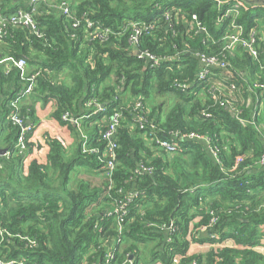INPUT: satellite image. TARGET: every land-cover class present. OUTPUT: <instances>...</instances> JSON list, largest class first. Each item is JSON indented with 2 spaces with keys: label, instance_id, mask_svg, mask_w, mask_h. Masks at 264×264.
<instances>
[{
  "label": "trees",
  "instance_id": "1",
  "mask_svg": "<svg viewBox=\"0 0 264 264\" xmlns=\"http://www.w3.org/2000/svg\"><path fill=\"white\" fill-rule=\"evenodd\" d=\"M60 1L69 2L77 17L86 13L114 34L106 42L86 40L83 26L73 28L55 8L41 6L35 16L41 36L26 28H9L0 41L2 56L24 59L29 72L41 70L32 95L52 102L50 118L74 138L68 150L60 135L48 136L42 144L47 147L44 161L33 156L37 147L31 141L28 151L19 153L15 148L19 127L8 116L10 102L27 81L20 78L18 69L5 71L0 65V148L6 150L0 155V229L6 231L0 256L25 258L27 264H147L156 260L170 264L177 253L182 256L180 264H264V257L253 249L259 244V226L264 224V166L259 163L264 152V88H252L256 80L264 83V70L247 49L226 53L243 90L233 102L234 113L220 105L219 91L211 90L208 83L193 82L197 70L193 53L218 54L221 47L225 23L215 25V4L211 0H55ZM247 1L259 4L242 10L237 20L245 31L255 29L258 60L263 61L264 0ZM1 3L4 13L22 5L21 0ZM166 8L179 9L188 19L196 14L216 43L203 32L188 33L180 17H174L172 28H166L161 15ZM137 20L155 24L140 36V50L159 57L178 53L179 60L147 67L144 58L129 48L128 31L121 32L123 23ZM174 80L189 82V91L176 89ZM158 94L179 98L163 117L155 101ZM92 98L103 109L83 118L80 132L97 153H84L80 132L61 117L65 112L76 117L88 114L91 109L84 103ZM137 98L142 105L141 122L134 118ZM258 99L263 101L260 108ZM116 110L120 112L115 129L117 164L107 189L106 180L95 186L75 175L102 174L105 142L99 130L105 125L102 118ZM21 114L31 121L30 110L22 107ZM190 132L207 142L185 137ZM156 138L172 141L176 150L162 152L164 157L155 155ZM208 146L217 149V160ZM138 161L152 164L153 172L133 176L130 170ZM128 190L145 196L138 195L129 204L118 232L115 217L102 211L110 210L112 201ZM209 210L216 216L209 231L219 238L207 240L232 238L247 247L186 256L190 223L198 215V223L207 225ZM171 219L177 230L168 241L162 225ZM18 236L32 238L36 245L29 247ZM109 251L114 256L107 262ZM146 252L149 257L139 256Z\"/></svg>",
  "mask_w": 264,
  "mask_h": 264
},
{
  "label": "built area",
  "instance_id": "2",
  "mask_svg": "<svg viewBox=\"0 0 264 264\" xmlns=\"http://www.w3.org/2000/svg\"><path fill=\"white\" fill-rule=\"evenodd\" d=\"M22 5L18 6L15 11L4 13L2 3L0 0V41H2L5 33L9 28H26L33 35L39 37L42 35L40 29L37 26V21L35 16L41 12L40 7L45 6L48 8H55L61 15L66 17L73 28H80L83 26L86 32V40H99L100 42H106L109 40V36L113 35L114 32L110 27L101 26L99 22L89 18L86 13H82L80 17L72 11V7L69 2L60 1L55 2V0H21ZM217 9L218 16L215 18V25L222 27L225 23L223 33L220 37L221 47L218 54L207 53L205 51H196L193 56L197 62V70L195 72L193 82L195 84L208 83L211 90L219 91L221 95L220 105L224 108L232 109L233 112V102L240 98V93L243 94V90L237 85V80L234 78V71L231 70L230 64L226 59V53H232L237 48L247 49L254 61L259 63L260 70H264V60L259 61V47L256 45V32L254 28L245 31L244 26L238 22L237 18L241 14L242 10H247L256 7L259 3L249 2L247 0H211ZM162 17L166 22V28H172V19L174 17H180L184 22L186 31L190 34H194L197 31L203 32L206 39L212 40L215 44V40L209 34L206 26L202 24L196 14H191L190 19L184 17L181 10L175 8H166L162 11ZM155 24L153 22L145 23L143 21H128L123 23L121 32L128 31L127 43L132 52L138 51V57L144 58L145 65L149 68H156L162 62H172L178 61V53L168 54L164 56H157L150 53L148 50L139 49V38L144 32H150L153 30ZM71 37H76L75 33L70 34ZM264 53V47L262 52ZM0 65L4 66V70L8 71L11 68H16L19 70V76L21 79L26 80V86L20 88L15 97L10 102L12 111L9 113V120L16 126L19 127V132L17 136V141L15 148L19 153L25 154L28 151L27 143L30 142L32 135L35 130V123L30 121L28 116L21 114L23 100L32 96L33 89L36 83V77L40 75L41 70L28 71L26 62L22 58H14L13 56H2L0 54ZM177 67L179 65L177 64ZM170 69V66H167ZM207 85H204V87ZM174 87L180 91L187 92L190 89L189 82L174 80ZM202 86V89H204ZM253 89L264 88V83L259 81H254L252 85ZM249 90V89H248ZM140 99V98H139ZM138 98L134 102V118L138 122L143 120L142 118V105ZM249 102V98L246 99ZM258 106L263 103L262 99H258ZM86 109H91L86 115H81L79 117L73 116L68 112L62 114V120H67L76 126L78 131H81V120L87 118L91 114L100 112L103 108L101 104L94 98L85 101L84 103ZM28 110V109H27ZM205 116H209V113L203 112ZM254 115H258L257 112ZM243 122V120L240 119ZM120 124V112L118 110L114 111L105 121L103 129L99 130L100 138L105 142L103 147V166L102 174L107 182V189L112 186L111 176L116 168L117 158L116 149L118 147L117 139L115 138V129ZM142 128V125H139ZM177 132H174V136H178ZM82 137L81 148L84 153H97V148L92 147L89 144L86 136L80 132ZM31 136V137H30ZM185 137L203 139L207 142V138L201 137L200 135L190 132L186 134ZM154 143L160 148L168 153H173L176 150V145L167 139L156 138ZM208 151L210 155L217 160V149L210 148L208 146ZM6 153V151H5ZM259 163L264 166V152L259 158ZM154 170V166L148 162L138 161L135 166L130 170L133 176L150 175ZM138 195L145 194L143 192H138L136 190H128L123 193L120 198H115L111 203V209L104 212L103 215L114 216L118 232L121 231V222L125 215H128L129 204ZM210 219L206 227H210L215 221L216 216L212 210H209ZM163 229L167 232V240H170V236L177 230L174 220H170L167 225H162ZM4 234L6 231L0 229V245L4 240ZM8 234V233H7ZM209 236L212 239H218V235L215 233H210ZM20 240H26V245L33 247L36 245L35 240L28 238L26 236H18ZM120 235L116 239V242H120ZM217 242V241H216ZM113 252L109 251L106 255V261L108 262L113 258ZM182 256L180 254H173L170 264H180ZM130 262V259H128ZM27 259L25 258H5L0 256V264H27ZM153 264H161L159 261H154ZM191 264H195L191 262Z\"/></svg>",
  "mask_w": 264,
  "mask_h": 264
},
{
  "label": "crops",
  "instance_id": "3",
  "mask_svg": "<svg viewBox=\"0 0 264 264\" xmlns=\"http://www.w3.org/2000/svg\"><path fill=\"white\" fill-rule=\"evenodd\" d=\"M34 95L23 100L22 107H25L28 110H30L31 115H32L31 121L35 123L34 134L32 135V138L30 141L31 143L35 144L37 148L35 150H32V154L33 156L39 157L41 161H44L45 155L47 154V151H46L47 147L43 146L42 144H45L44 142L46 138L50 135L52 136L60 135L61 138L65 140V144L68 146L69 145L68 140L71 139V133L64 126H58L54 124L55 122L50 118L51 111H52L51 108L53 107L52 102L50 101L44 102L42 99H37L36 96ZM156 98L158 99L161 98L162 100H157ZM156 98H155L156 104L158 103L160 105L159 109H160L161 117L165 115V113L169 110V108L174 106V104H176L179 101L178 97L173 96V95L168 96L166 94H158ZM133 101L135 102V99ZM106 119L107 117H103L102 118L103 122H105ZM38 143L41 144L40 145L41 149L38 147ZM162 152L166 153V151L160 147L159 149L154 148L153 150V153L155 155L164 157ZM105 211L106 209H104L102 213H104ZM199 220H200V216L197 215L194 218V220L190 223V226L187 231L188 233L185 236V238L188 240V244L186 248V256L188 257L195 256V255L203 256L209 251L217 252L222 247H232L238 250L247 247L246 245L236 243L232 238H227V239H224L222 241H217V242L207 240V238L209 237L210 228L206 227L204 224L198 223ZM259 229H260L259 244L254 246L253 249L264 257V224H261L259 226ZM139 256L149 257L147 252L145 253V255L142 256V253H141ZM146 259H149V258H143L142 261H145ZM147 264H153V263L149 262Z\"/></svg>",
  "mask_w": 264,
  "mask_h": 264
},
{
  "label": "rangeland",
  "instance_id": "4",
  "mask_svg": "<svg viewBox=\"0 0 264 264\" xmlns=\"http://www.w3.org/2000/svg\"><path fill=\"white\" fill-rule=\"evenodd\" d=\"M155 98H156V95H155ZM157 100H162L161 98L158 99L156 98ZM69 142V145L67 147L68 150H71V147L73 146V143H74V138H73V135H71V139L68 140ZM68 144V143H67ZM75 177H81L85 180H87L91 185H95V186H100V185H103L105 179L100 175L98 174H95V173H88V172H80L78 174L75 175ZM71 181L73 183V178H71ZM145 251H147V249H144Z\"/></svg>",
  "mask_w": 264,
  "mask_h": 264
},
{
  "label": "water",
  "instance_id": "5",
  "mask_svg": "<svg viewBox=\"0 0 264 264\" xmlns=\"http://www.w3.org/2000/svg\"><path fill=\"white\" fill-rule=\"evenodd\" d=\"M134 54H139V52L138 51H135V52H133ZM5 149H3V148H0V155H3V154H5ZM209 234H210V232H209Z\"/></svg>",
  "mask_w": 264,
  "mask_h": 264
}]
</instances>
